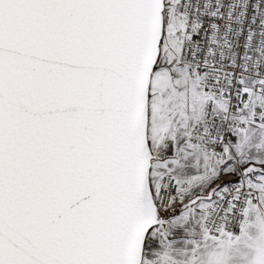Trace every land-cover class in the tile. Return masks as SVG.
Returning a JSON list of instances; mask_svg holds the SVG:
<instances>
[{"label": "snow or ice", "instance_id": "6c2138e0", "mask_svg": "<svg viewBox=\"0 0 264 264\" xmlns=\"http://www.w3.org/2000/svg\"><path fill=\"white\" fill-rule=\"evenodd\" d=\"M0 264H264V0H0Z\"/></svg>", "mask_w": 264, "mask_h": 264}]
</instances>
